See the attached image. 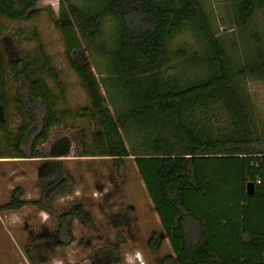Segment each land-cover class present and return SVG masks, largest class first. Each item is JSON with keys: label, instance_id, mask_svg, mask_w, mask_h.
Instances as JSON below:
<instances>
[{"label": "trees", "instance_id": "1", "mask_svg": "<svg viewBox=\"0 0 264 264\" xmlns=\"http://www.w3.org/2000/svg\"><path fill=\"white\" fill-rule=\"evenodd\" d=\"M43 0H0V16L18 21L30 17ZM102 10L82 22L76 21L80 36L92 43L105 18L116 22V47L108 52L115 67L121 97L112 113L96 108L102 133L95 139L100 150L83 157L112 158L115 167L124 159L134 163L162 231L169 241L175 264H264V138L246 98L237 84L233 62L217 39L211 38L205 14L197 0H97ZM236 21L244 25L253 16L256 0H236ZM57 27L68 53L81 51V43L68 12L62 10ZM184 28L202 33L212 55L209 75L190 85L162 79L169 41ZM4 38L1 43H7ZM194 57H190L192 59ZM248 61V59H247ZM246 61V62H247ZM38 62L29 56L11 66L17 82L16 102L23 123L15 134L4 132L13 155L0 159L35 160L49 132L65 121L58 107L64 91L58 83L59 97L48 83L37 77ZM43 67V66H42ZM41 69V67H39ZM88 68V67H87ZM82 64L77 71L91 96L99 92L89 70ZM5 66L0 65V106L7 104ZM54 79L58 80L57 75ZM123 97H122V96ZM223 104L229 113L230 128L213 129L208 107ZM139 134L141 145L129 150L120 132ZM232 128V129H231ZM239 128L236 139L227 132ZM142 139V140H141ZM66 140L52 157L68 153ZM61 162H46L41 167L39 186L43 191L59 183V194L68 192V181L61 177ZM43 168V169H42ZM254 183L249 196L247 185ZM44 193V192H43ZM21 187L15 188L0 212H14L41 201L25 200ZM78 213V214H77ZM75 217L89 222L77 211ZM70 214L59 219L58 234L68 235ZM69 236V235H68ZM69 242H64V246ZM154 252L155 248L151 247ZM32 263L36 260L27 253Z\"/></svg>", "mask_w": 264, "mask_h": 264}, {"label": "rangeland", "instance_id": "2", "mask_svg": "<svg viewBox=\"0 0 264 264\" xmlns=\"http://www.w3.org/2000/svg\"><path fill=\"white\" fill-rule=\"evenodd\" d=\"M197 1L211 38L220 42L233 62L238 87L249 99L264 138V0H256L253 16L244 25L236 21V0ZM62 10L69 13L76 28L75 20L82 22L100 12L102 5L97 0H43L24 20L0 16V65L5 66L3 89L7 100L5 107L0 106V154L14 153L7 147L4 132L15 134L23 123L29 122L18 112L17 82L10 70L23 57L38 62L37 77L44 79L59 97L57 85H61L65 95L58 107L66 119L53 127L48 140L40 144L38 152L42 158L0 160V207L9 202L17 187L23 189L25 200L41 201L40 207L28 205L19 211L0 212V264H83L93 252L98 253L96 262L124 264L125 256L134 255L137 250L143 253L147 264H175L169 259L173 251L134 157L124 159L117 167L112 158L83 157L86 152L94 155L100 152L95 139L102 133V125L94 105L98 103L113 113L121 100L114 90L119 80L109 76L116 71L108 59V52L116 47V22L105 18L98 37L90 44L76 28L82 50L70 54L57 27ZM6 37L8 42L1 43ZM208 46L207 37L197 30L184 28L177 33L167 46L162 79L172 78L175 84L188 86L208 77L212 55ZM82 64L96 82L99 90L96 96H91L79 76L77 69ZM208 109L214 130L230 128L229 113L223 104H210ZM231 129L227 133L234 135H229V139L239 137L235 135L241 130ZM120 134L129 150L141 145L139 134L130 128ZM62 139L67 141L68 153L52 157ZM53 161L61 162V177L67 179L70 193L60 195L59 187L42 192L40 169L44 163ZM73 208L88 215L90 222L77 219L68 225L69 236L61 237L59 219ZM64 242L69 243L64 246ZM28 252L36 263L29 261Z\"/></svg>", "mask_w": 264, "mask_h": 264}, {"label": "flooded vegetation", "instance_id": "3", "mask_svg": "<svg viewBox=\"0 0 264 264\" xmlns=\"http://www.w3.org/2000/svg\"><path fill=\"white\" fill-rule=\"evenodd\" d=\"M57 146H58V144H57ZM59 147V146H58ZM58 149V148H57ZM55 158H60V157H55ZM39 175H40V173H39ZM41 176V175H40ZM59 183H57V184H55V186L53 187V188H58L59 187ZM74 210L72 211V212H70V217H69V219H68V225L70 226L71 225V223L72 222H74V221H76L77 219H81V222H83V223H89V222H87L86 220L84 221L81 217H80V215H78L79 217H75L76 215H75V213H76V209L75 208H73ZM78 214V213H77ZM71 235V234H70ZM57 237V235L56 234H54V237L52 238V239H54L55 240V238ZM61 245V243L60 244H58L57 245V247H59ZM98 257V253H96V252H93V255H90V257H88V259H86L84 262H83V264L84 263H89V264H102V262L101 261H98V262H96L95 261V259ZM103 264H110V262H106V263H104L103 262Z\"/></svg>", "mask_w": 264, "mask_h": 264}, {"label": "clouds", "instance_id": "4", "mask_svg": "<svg viewBox=\"0 0 264 264\" xmlns=\"http://www.w3.org/2000/svg\"><path fill=\"white\" fill-rule=\"evenodd\" d=\"M147 264L143 253L140 250L135 251L134 255H126L124 264Z\"/></svg>", "mask_w": 264, "mask_h": 264}, {"label": "water", "instance_id": "5", "mask_svg": "<svg viewBox=\"0 0 264 264\" xmlns=\"http://www.w3.org/2000/svg\"><path fill=\"white\" fill-rule=\"evenodd\" d=\"M247 193H248L249 196L254 195V193H255V185H254V183H249L247 185Z\"/></svg>", "mask_w": 264, "mask_h": 264}, {"label": "crops", "instance_id": "6", "mask_svg": "<svg viewBox=\"0 0 264 264\" xmlns=\"http://www.w3.org/2000/svg\"><path fill=\"white\" fill-rule=\"evenodd\" d=\"M0 160H3V159H0ZM7 161H10V162H15V161H21V160H16V159H6ZM24 161V160H22ZM32 161V160H31Z\"/></svg>", "mask_w": 264, "mask_h": 264}]
</instances>
